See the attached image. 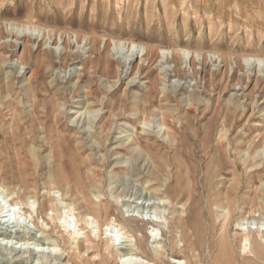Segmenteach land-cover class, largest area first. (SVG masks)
I'll list each match as a JSON object with an SVG mask.
<instances>
[{
	"label": "rangeland",
	"instance_id": "obj_1",
	"mask_svg": "<svg viewBox=\"0 0 264 264\" xmlns=\"http://www.w3.org/2000/svg\"><path fill=\"white\" fill-rule=\"evenodd\" d=\"M50 204L81 245L130 223L109 264H264V0H0V264L101 263Z\"/></svg>",
	"mask_w": 264,
	"mask_h": 264
},
{
	"label": "bare ground",
	"instance_id": "obj_2",
	"mask_svg": "<svg viewBox=\"0 0 264 264\" xmlns=\"http://www.w3.org/2000/svg\"><path fill=\"white\" fill-rule=\"evenodd\" d=\"M13 27H16V26H13ZM15 29V28H14ZM22 29V28H21ZM19 30V27H18V29H17V31ZM16 31V32H17ZM21 32H23L24 34H22V35H25V36H29L30 38H34V39H38L39 40V38H42V39H44V34H42L41 32H39V31H37V30H35V29H31V28H29V29H22L21 30ZM18 33V32H17ZM114 48H116V49H118L119 51H121L122 53H123V51H126V53H127V55L124 57V60H122V63L123 64H125V66H126V64L127 63H129L130 61H132L133 59H139V61H141V58L146 54V52H145V49L144 48H138L137 46H135L134 44H131V45H128L126 48H125V46H120V44H118L117 46L115 45V47ZM54 51H56L57 52V49L56 48H54L53 49ZM61 53V52H60ZM162 54V60H163V58H164V60H165V56H168V53L166 54V52H162L161 53ZM181 57H182V60L184 61V62H190V60L193 58V55H190V54H188V53H186V52H182V54H181ZM167 59V58H166ZM213 59V58H212ZM215 60V59H214ZM143 62V61H142ZM262 60H246L245 61V67L246 68H249L248 70H250V68H254V67H256L257 68V71H259L260 70V68L262 67ZM162 63H166V61H163ZM162 69H164L167 73H166V75H169V72L171 71V66H168V65H165V67H163ZM67 162V161H66ZM71 165V164H70ZM69 165V166H70ZM63 167H64V170H65V168L67 169V170H65V171H67L68 172V174H64V178H63V182H64V184H71V181L72 180H76V177L75 176H71L72 174V172H73V169L71 168V167H69V169H68V167H67V165H66V163H64V161H63ZM62 170H63V168H62ZM63 172V171H62ZM78 177V176H77ZM71 190H75V191H77V192H79L80 193V190H81V188H80V184L79 183H77V182H75L74 181V183H72L71 184ZM80 194H82V193H80ZM83 198V197H82ZM74 204L80 209V206H79V204H77L76 202H78L77 201V199H74ZM44 204V203H43ZM82 207V206H81ZM49 209H50V212L49 213H51V217H49L48 215H45L44 216V218H43V221L42 222H44V223H46V225L47 224H50V225H53V227L55 228V229H59V235H61L60 233H61V231L63 230V232L64 233H68L70 236H71V239L72 240H75L74 242H75V244H76V247H74L73 248V250H72V254H71V256H75L76 258L78 257L77 255H79V253L83 250V249H85L87 252H89V253H91V254H93V255H95L96 257H101V263L100 264H109L110 263V260L111 259H113L114 261L117 259V256L116 255H114L113 254V250H115V248L117 247V241L119 242V244L120 243H122V242H126V238L127 237H125L129 232H131L130 230V223H128V221H126L125 220V223H126V225L124 226V228H122V227H120L119 229L117 228V227H115V225H114V229H110V227H111V225L109 224V225H103L104 227H106V229L104 230V234H105V236H104V238L106 239H104V241L103 242H106V243H104V245L103 246H101L100 245V242L99 243H97V244H95L94 243V239H96V238H98V236L96 237V236H94V238L92 237V239L89 237V235L88 236H86L85 235V229L87 228L86 227V225L88 224L86 221V223L84 224V226L82 227L81 226V228L79 227V233L80 232H82V234H84V238H85V241L87 242V244H86V242H85V245H81V244H79L78 243V240H77V238H78V235H77V233H76V231H73V230H75V229H73V230H71L70 231V223L68 224V227H66V223H68V221H66V216H64L63 214H61V212H59L57 209H55V207L52 205V204H50V206H49ZM100 208H98V209H91L89 212H88V214H86V215H91L92 216V220H94L95 221V224H97V228H99V226H100V224H98V219H99V213H100V210H99ZM76 209H73V211H75ZM3 211V210H2ZM13 211V210H12ZM1 212V211H0ZM3 213V212H2ZM71 213V212H70ZM74 214V213H73ZM9 215V214H8ZM5 217V216H4ZM88 217V216H87ZM1 218V217H0ZM33 219V218H32ZM56 219L57 220H63V225L62 224H59L60 223V221H58V225H56L55 224V221H56ZM4 220V223H7V222H9L10 221V219H3ZM66 224V225H65ZM77 224H78V222H77ZM93 224V223H92ZM114 224V223H113ZM89 226V225H88ZM122 226V225H121ZM44 229V225H42V227H41V229ZM259 230V229H258ZM73 231V232H72ZM86 233H87V231H86ZM108 233V234H107ZM7 234V233H6ZM67 235V234H66ZM68 235V236H69ZM9 236V235H8ZM27 236V235H26ZM4 237H6V235L4 236ZM263 237V236H262ZM9 238V237H8ZM7 238V239H8ZM3 239H5V238H3ZM26 239V238H25ZM70 239V238H69ZM9 240H10V238H9ZM28 240V239H27ZM26 240V241H27ZM84 240V239H83ZM24 241V240H23ZM60 241H62V246H68V244H69V240L68 239H65L62 235H61V237H60ZM246 241H248V243L251 245L250 246V249H253V251L255 252V254H256V256L258 257V258H262V255H263V251H264V237H263V243H257V242H255V241H252V242H249V240H247L246 239ZM20 242H22L21 240H20ZM19 242V243H20ZM102 242V241H101ZM24 243H25V241H24ZM38 243V242H37ZM61 243V242H60ZM94 243V244H93ZM41 244H39V246H40ZM59 245V242H55V244L53 245V248H56V246H58ZM43 246V245H42ZM219 248H220V251H222V252H224L225 253V251H226V247H225V244H224V242H223V240L220 242V244H219ZM42 250V249H41ZM45 250V249H44ZM44 250H43V252H44ZM65 250V249H64ZM39 252H40V249H39ZM42 254V253H41ZM68 254H70L69 252H68ZM68 254H67V256H68ZM130 254V253H129ZM118 255V257H119V259L122 261H120L121 262V264H139L138 263V261H139V258H138V256L136 255V254H130V255H127V254H117ZM111 256V257H110ZM141 260V259H140ZM144 262V261H143ZM93 263V262H92ZM177 263V262H176ZM88 264V263H87ZM93 264H95V262L93 263ZM222 264H231L230 263V261L229 262H227V263H222Z\"/></svg>",
	"mask_w": 264,
	"mask_h": 264
},
{
	"label": "water",
	"instance_id": "obj_3",
	"mask_svg": "<svg viewBox=\"0 0 264 264\" xmlns=\"http://www.w3.org/2000/svg\"><path fill=\"white\" fill-rule=\"evenodd\" d=\"M10 222V221H9ZM9 222H7L6 224H8Z\"/></svg>",
	"mask_w": 264,
	"mask_h": 264
}]
</instances>
